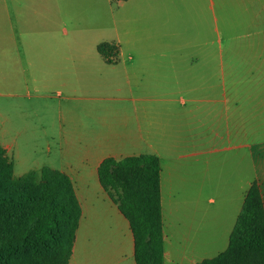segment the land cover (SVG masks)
I'll use <instances>...</instances> for the list:
<instances>
[{
	"label": "crops",
	"instance_id": "obj_1",
	"mask_svg": "<svg viewBox=\"0 0 264 264\" xmlns=\"http://www.w3.org/2000/svg\"><path fill=\"white\" fill-rule=\"evenodd\" d=\"M245 77L264 86V0H0V143L16 178L71 177L67 264H137L108 157L159 158L164 264L228 248L255 182L264 203V105L245 114Z\"/></svg>",
	"mask_w": 264,
	"mask_h": 264
},
{
	"label": "trees",
	"instance_id": "obj_2",
	"mask_svg": "<svg viewBox=\"0 0 264 264\" xmlns=\"http://www.w3.org/2000/svg\"><path fill=\"white\" fill-rule=\"evenodd\" d=\"M98 51L109 63L120 58L115 42ZM102 185L129 219L137 264H164L160 161L141 154L105 158L99 167ZM71 177L45 167L14 176L13 162L0 143V264H67L81 218ZM200 264H264V203L255 182L231 234L228 248Z\"/></svg>",
	"mask_w": 264,
	"mask_h": 264
},
{
	"label": "rangeland",
	"instance_id": "obj_3",
	"mask_svg": "<svg viewBox=\"0 0 264 264\" xmlns=\"http://www.w3.org/2000/svg\"><path fill=\"white\" fill-rule=\"evenodd\" d=\"M245 81L249 79L250 82L244 84V92L241 93L242 101L244 102L245 114H255L262 110L264 105V86H259L255 81V77H245ZM252 81V82H251ZM258 81V78H257ZM252 91H248L249 89ZM263 88L262 91L259 89Z\"/></svg>",
	"mask_w": 264,
	"mask_h": 264
}]
</instances>
